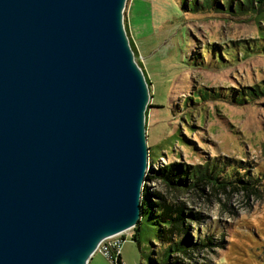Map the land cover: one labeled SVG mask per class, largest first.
<instances>
[{
  "label": "water",
  "instance_id": "95a60500",
  "mask_svg": "<svg viewBox=\"0 0 264 264\" xmlns=\"http://www.w3.org/2000/svg\"><path fill=\"white\" fill-rule=\"evenodd\" d=\"M126 0H0V264H87L133 228L148 85Z\"/></svg>",
  "mask_w": 264,
  "mask_h": 264
},
{
  "label": "rangeland",
  "instance_id": "374dc122",
  "mask_svg": "<svg viewBox=\"0 0 264 264\" xmlns=\"http://www.w3.org/2000/svg\"><path fill=\"white\" fill-rule=\"evenodd\" d=\"M209 2L199 11L180 0H126L123 8L148 85L142 188L153 212L168 208L172 225L157 236L156 226L143 223L138 242L132 228L105 238L122 241V264H150L178 240L191 245L166 264H264V96L248 94L264 86V7ZM169 165H214L216 178L191 186L189 172L177 177L173 168L170 182L162 176ZM87 264L114 261L97 250Z\"/></svg>",
  "mask_w": 264,
  "mask_h": 264
},
{
  "label": "trees",
  "instance_id": "16d2710c",
  "mask_svg": "<svg viewBox=\"0 0 264 264\" xmlns=\"http://www.w3.org/2000/svg\"><path fill=\"white\" fill-rule=\"evenodd\" d=\"M209 1H211V0H202V3L198 4L196 0H190L188 3H186L185 0L184 1L180 0L179 5L182 6L183 9L186 8L190 11H199L203 7H208V5L210 3ZM241 1L242 2L237 3L238 4L236 7L237 9H242V6H244L243 4H245L247 9L248 8L252 9L253 3H256L257 5H259V7H264V0H241ZM225 7H226V9H229V5L227 6V4ZM131 49H132V46H131ZM248 89H249L248 94L250 96H257V97L259 95L264 96V86L263 87L257 86L256 88H248ZM239 101H243V100L239 99ZM214 167H216V166L213 165V166H211L210 169L208 167H204V168H201V170H199V169L197 170V169L193 168L192 170L188 171V170L182 169L180 167L175 168V167H172V165H169V167H167L168 169H165L163 171L162 176L166 180L171 182L172 181V175L174 174V170L172 171L173 168H175V170H176L175 174H177V175H173V176L178 177L179 172L181 174H186L189 172L188 177L190 176V178L193 179L192 181H190V185L193 186L198 181H201V180L208 181L210 178H216V175H214L216 172ZM176 183L177 184H184V180H183V182H180V180H178ZM176 183H174V184H176ZM140 204H141L140 218H139L137 224L132 228V230H133V234L131 236L132 240H135L138 242L139 230L142 228L143 223H149V224L156 226L157 236L158 235L160 236V231H161L162 226L164 227V229L166 231L169 232L168 229H170V227L172 225V217H170V215H169L170 213H169L168 208L161 209L159 213L153 212L152 204L150 203V200L148 197V192L145 191L144 188L142 189V198H141ZM190 245H191V242L187 241V240L172 241L169 245H167L166 248H164L160 252V258L149 257V262H150V264H166L168 262V257L170 256V253H172L174 251H183V250L187 249V247H189ZM114 264H122L120 254L114 260Z\"/></svg>",
  "mask_w": 264,
  "mask_h": 264
},
{
  "label": "built area",
  "instance_id": "2783aa9c",
  "mask_svg": "<svg viewBox=\"0 0 264 264\" xmlns=\"http://www.w3.org/2000/svg\"><path fill=\"white\" fill-rule=\"evenodd\" d=\"M121 242L122 241H120L118 239H116V240H114L112 242H108V241H106V239H103V241H101L99 243V245L97 246V249L95 251H97V250L101 251L102 254L105 257H108L109 259H111V261H114L118 257V255H119V250H120L119 249V246H120V243ZM111 246L115 248L114 251L112 249H110Z\"/></svg>",
  "mask_w": 264,
  "mask_h": 264
},
{
  "label": "bare ground",
  "instance_id": "6f19581e",
  "mask_svg": "<svg viewBox=\"0 0 264 264\" xmlns=\"http://www.w3.org/2000/svg\"><path fill=\"white\" fill-rule=\"evenodd\" d=\"M99 245V244H98ZM97 249V248H96Z\"/></svg>",
  "mask_w": 264,
  "mask_h": 264
}]
</instances>
